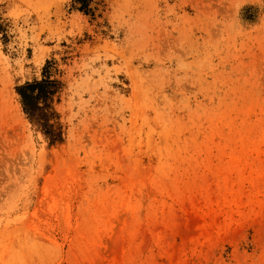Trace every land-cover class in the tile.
<instances>
[{"label":"rangeland","instance_id":"1","mask_svg":"<svg viewBox=\"0 0 264 264\" xmlns=\"http://www.w3.org/2000/svg\"><path fill=\"white\" fill-rule=\"evenodd\" d=\"M0 264H264V0H0Z\"/></svg>","mask_w":264,"mask_h":264},{"label":"trees","instance_id":"2","mask_svg":"<svg viewBox=\"0 0 264 264\" xmlns=\"http://www.w3.org/2000/svg\"><path fill=\"white\" fill-rule=\"evenodd\" d=\"M85 9V2H80L77 10L86 12ZM61 88L59 70L52 59L44 60L38 79L23 82L14 88L22 115L49 145L62 142L61 125L53 108Z\"/></svg>","mask_w":264,"mask_h":264}]
</instances>
